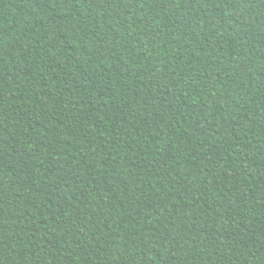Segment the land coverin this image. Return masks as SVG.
Masks as SVG:
<instances>
[{
	"label": "trees",
	"instance_id": "obj_1",
	"mask_svg": "<svg viewBox=\"0 0 264 264\" xmlns=\"http://www.w3.org/2000/svg\"><path fill=\"white\" fill-rule=\"evenodd\" d=\"M0 264H264V0H0Z\"/></svg>",
	"mask_w": 264,
	"mask_h": 264
}]
</instances>
